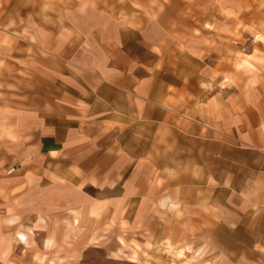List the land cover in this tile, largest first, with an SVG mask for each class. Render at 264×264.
<instances>
[{"label":"crops","instance_id":"obj_1","mask_svg":"<svg viewBox=\"0 0 264 264\" xmlns=\"http://www.w3.org/2000/svg\"><path fill=\"white\" fill-rule=\"evenodd\" d=\"M257 49L264 0H0V264H264Z\"/></svg>","mask_w":264,"mask_h":264},{"label":"rangeland","instance_id":"obj_2","mask_svg":"<svg viewBox=\"0 0 264 264\" xmlns=\"http://www.w3.org/2000/svg\"><path fill=\"white\" fill-rule=\"evenodd\" d=\"M249 50L248 49L247 51L245 50L246 53H249ZM257 53H258V56L260 57H256L253 56L251 57L250 59H256L257 61L261 62V63H264V56H261V55H264L263 52H261L260 50L257 49ZM244 57H246L247 55L243 54ZM248 58H244L243 61H241L240 64L238 65H242V67H244L245 69H250L252 70L254 68V66L252 65V60H250ZM183 142H185V150H186V153L188 154H192V151L194 152V150L196 151L198 148L196 147V145L200 144V141L198 140H194L193 138H186V139H182ZM204 145V141L201 140V144H200V147L199 148H202ZM205 155L204 151H202V154L201 156ZM101 255L102 253L101 252H93L91 253L90 255V259L91 260H94V261H98V259H101Z\"/></svg>","mask_w":264,"mask_h":264},{"label":"built area","instance_id":"obj_3","mask_svg":"<svg viewBox=\"0 0 264 264\" xmlns=\"http://www.w3.org/2000/svg\"><path fill=\"white\" fill-rule=\"evenodd\" d=\"M11 171H13V168H12V169H10V172H11Z\"/></svg>","mask_w":264,"mask_h":264}]
</instances>
